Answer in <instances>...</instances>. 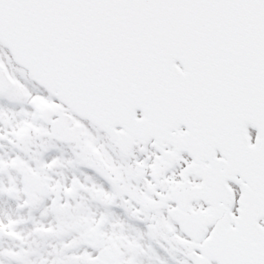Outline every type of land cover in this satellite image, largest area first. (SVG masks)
I'll use <instances>...</instances> for the list:
<instances>
[{
  "label": "snow or ice",
  "instance_id": "1",
  "mask_svg": "<svg viewBox=\"0 0 264 264\" xmlns=\"http://www.w3.org/2000/svg\"><path fill=\"white\" fill-rule=\"evenodd\" d=\"M0 264H264V0H0Z\"/></svg>",
  "mask_w": 264,
  "mask_h": 264
}]
</instances>
